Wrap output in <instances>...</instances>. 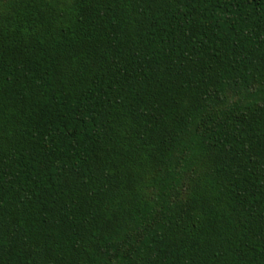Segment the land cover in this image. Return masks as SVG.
I'll list each match as a JSON object with an SVG mask.
<instances>
[{"label":"trees","instance_id":"16d2710c","mask_svg":"<svg viewBox=\"0 0 264 264\" xmlns=\"http://www.w3.org/2000/svg\"><path fill=\"white\" fill-rule=\"evenodd\" d=\"M0 264H264V0H0Z\"/></svg>","mask_w":264,"mask_h":264}]
</instances>
